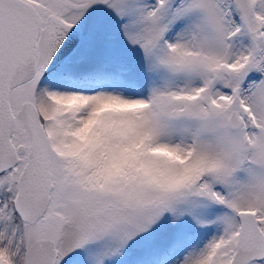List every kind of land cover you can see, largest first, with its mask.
Segmentation results:
<instances>
[{
	"label": "snow or ice",
	"instance_id": "obj_1",
	"mask_svg": "<svg viewBox=\"0 0 264 264\" xmlns=\"http://www.w3.org/2000/svg\"><path fill=\"white\" fill-rule=\"evenodd\" d=\"M0 264H264V0H0Z\"/></svg>",
	"mask_w": 264,
	"mask_h": 264
}]
</instances>
